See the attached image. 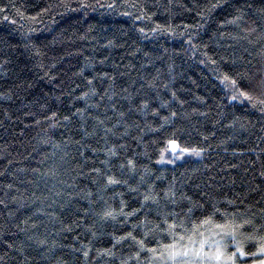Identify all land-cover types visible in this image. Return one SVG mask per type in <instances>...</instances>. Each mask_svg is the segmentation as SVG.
Listing matches in <instances>:
<instances>
[{"label":"trees","instance_id":"trees-1","mask_svg":"<svg viewBox=\"0 0 264 264\" xmlns=\"http://www.w3.org/2000/svg\"><path fill=\"white\" fill-rule=\"evenodd\" d=\"M262 82L264 0H0V264L258 252Z\"/></svg>","mask_w":264,"mask_h":264},{"label":"snow or ice","instance_id":"snow-or-ice-1","mask_svg":"<svg viewBox=\"0 0 264 264\" xmlns=\"http://www.w3.org/2000/svg\"><path fill=\"white\" fill-rule=\"evenodd\" d=\"M229 78L226 76L225 80H228ZM231 85L236 89L237 95H233L232 99H237L243 98L248 101H252L254 99L253 96L249 95L247 92L241 90L237 86V82L235 80L230 81ZM261 87L264 88V82L261 83ZM260 104L264 105V100L259 101ZM264 110V109H262ZM169 144L171 145L172 150L175 152L178 145L176 144V141H169ZM182 152H189L190 150L187 148L181 149ZM192 154L194 155H199L200 152L193 149L191 150ZM130 166L134 167V164L132 161L128 162ZM108 184H118L121 181L114 179L113 177H108ZM151 197L150 196H145L144 199L145 201L149 200ZM192 209H189V212H191ZM134 214V213H133ZM104 217L108 218H115L113 213L111 211H107L104 213ZM210 222V218H207L202 221L203 224H207ZM245 223H250L249 221H245ZM175 225H170V228H174ZM216 228L220 229V232L215 233V235H218L220 237L219 240H214L212 243L215 246V252L211 254V259L220 262V264H237V257L243 259L247 256H252L256 257L257 255L264 257V245H262L258 252H252L248 253L245 252L241 242L237 241L236 235H237V230L238 228L242 227V225H234L231 222L226 221L223 224L217 223L215 225ZM129 235H131L129 233ZM228 238H231V241L233 245L235 246V250L232 251L231 253H227L226 249L228 247L227 244L224 243L225 240ZM141 244L143 243L142 241L140 242ZM204 243L201 242L199 250H196L194 248H185L183 250H177L175 245H166L164 246L165 249L168 250V259L172 260L173 262H177V258L179 257H188L189 255L195 256V257H208L209 253L204 252ZM149 251L155 252V249H149ZM87 255V253H85ZM161 256H163V253H161ZM179 264H187L186 261H179ZM253 264H264V258H261L259 260H254Z\"/></svg>","mask_w":264,"mask_h":264},{"label":"rangeland","instance_id":"rangeland-1","mask_svg":"<svg viewBox=\"0 0 264 264\" xmlns=\"http://www.w3.org/2000/svg\"><path fill=\"white\" fill-rule=\"evenodd\" d=\"M190 256H191L192 258L195 257V256H192V255H190ZM204 264H205V263H204ZM207 264H210V263H207ZM252 264H253V263H252Z\"/></svg>","mask_w":264,"mask_h":264}]
</instances>
